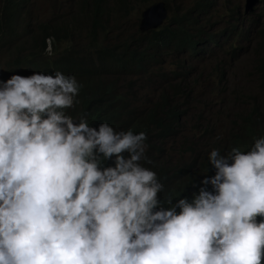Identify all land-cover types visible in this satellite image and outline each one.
I'll return each mask as SVG.
<instances>
[{
	"label": "clouds",
	"instance_id": "1",
	"mask_svg": "<svg viewBox=\"0 0 264 264\" xmlns=\"http://www.w3.org/2000/svg\"><path fill=\"white\" fill-rule=\"evenodd\" d=\"M82 86L60 70L0 79V264H264V135L194 151L179 180L205 153L214 174L166 191L145 131L73 115ZM255 126L251 111L225 140Z\"/></svg>",
	"mask_w": 264,
	"mask_h": 264
},
{
	"label": "rangeland",
	"instance_id": "2",
	"mask_svg": "<svg viewBox=\"0 0 264 264\" xmlns=\"http://www.w3.org/2000/svg\"><path fill=\"white\" fill-rule=\"evenodd\" d=\"M95 1L13 0L10 12L13 22L5 21L0 25V79H6L13 72L25 76L34 71L50 73L57 70L55 63L64 56L72 58L78 52L95 51L96 41L90 35ZM155 1L158 0H107L110 6L104 19L106 30L98 43L114 47L121 40L138 36L142 32L143 12ZM165 1L171 17L197 0ZM8 4V0H0L1 9ZM245 5L246 0H217L212 22L218 37H223L227 28H231L234 18H243L241 28L245 32L254 30L255 37H261L264 1L249 16L245 15ZM50 24L65 30L56 49L52 47L53 38L48 39L46 51L43 37ZM256 48V39L245 40L238 43L231 54L221 50L202 53L197 58L188 53L166 54L143 74L106 73L105 82L109 86L116 85V94L126 105L119 124L129 126L135 118H144L152 106H157L156 113L161 120L170 107L177 106L181 113L178 133L172 139L155 141L153 129L158 125L150 123L146 155L153 153L161 157L171 169H187L194 151L204 152L217 145L223 153L232 145L225 139L230 132L238 130L243 117L251 111L264 116V88L255 67ZM229 50L234 48L229 45ZM164 95L167 98L162 101ZM79 107L80 103L70 109L73 115ZM199 125H209V130H214L224 140L207 139Z\"/></svg>",
	"mask_w": 264,
	"mask_h": 264
},
{
	"label": "trees",
	"instance_id": "3",
	"mask_svg": "<svg viewBox=\"0 0 264 264\" xmlns=\"http://www.w3.org/2000/svg\"><path fill=\"white\" fill-rule=\"evenodd\" d=\"M8 3L3 9L0 8V25L5 21L13 22V18L10 16V12L13 10V0H8ZM216 5L217 0H197L192 6L173 14L162 27L147 33L139 32L138 36L127 39L124 42L121 40L114 47H104L98 43V40L100 35L106 30L104 19L110 5L107 0L95 1L92 5L94 26L90 31V35L96 41V50L87 53L78 52L72 58L64 56L55 63L57 70L81 77L80 83L83 86L78 93L80 107L75 112L85 113L93 126L99 122L107 121L115 129L116 127H131L134 132L143 130L146 132L147 138L150 131L148 128L149 124L152 123L155 126L157 123L158 128L153 129L154 140L162 142L164 139L178 133L177 125L181 116L179 107H170L164 117L159 120L156 113L157 106H152L148 108L144 118H135L129 126H126V124L120 125V119L125 115L126 105L123 102L124 99L116 94V85L109 86L104 80V75L106 73H146L148 66L159 62L160 58L166 54L180 55L188 53L196 58L201 56L202 53L207 55L211 51L216 50L231 54L236 50L238 43L252 39L257 40L255 67L260 84L264 88V31H262L261 37L258 39L255 37L254 30L249 31L247 29L245 32L241 28L244 22L243 18H234V21L230 22L231 28H227L223 37H218L212 22V12ZM64 30V27L50 24L43 37L44 48H48V39L53 38L52 47L56 49ZM69 39H72V37ZM226 44L228 46L227 49L225 48ZM229 45L234 50H229ZM94 62L96 65L93 66ZM73 68H76L77 71ZM166 98L167 96L164 95L162 101ZM259 135H264V129L261 131L260 128L255 126L248 131L247 141L243 142L241 137H237L231 143H233L232 145L240 144L246 150L253 136ZM214 147L218 148L217 145ZM206 156L207 153L202 157V170L193 174L191 179L183 181H180L179 177L186 170L179 168L170 170L167 163H157L160 173L166 178L164 179L160 176L164 182L165 190L167 191L169 188L179 190L184 186V191L181 195L190 197L192 191L195 190L192 182L199 180L206 166L208 171L205 175L214 174V169L207 164ZM106 163H110V161ZM166 170L168 178L174 184H169V179L165 173Z\"/></svg>",
	"mask_w": 264,
	"mask_h": 264
},
{
	"label": "water",
	"instance_id": "4",
	"mask_svg": "<svg viewBox=\"0 0 264 264\" xmlns=\"http://www.w3.org/2000/svg\"><path fill=\"white\" fill-rule=\"evenodd\" d=\"M262 0H247L245 13L249 15L256 10ZM170 15L169 7L165 1H157L148 6L143 13L141 31L150 32L163 26Z\"/></svg>",
	"mask_w": 264,
	"mask_h": 264
},
{
	"label": "bare ground",
	"instance_id": "5",
	"mask_svg": "<svg viewBox=\"0 0 264 264\" xmlns=\"http://www.w3.org/2000/svg\"><path fill=\"white\" fill-rule=\"evenodd\" d=\"M91 2H92V1H91ZM85 25H86V24H85ZM86 27H87V26H86ZM88 27H89V26H88ZM88 27H87V28H88ZM260 129H261V128H260ZM261 131H262V129H261ZM237 140H238V139H237ZM239 142H240V141H239ZM235 143H236V141H235ZM232 144H233V143H232ZM243 144H244V143H243ZM230 146H231V144H230ZM239 146H240V144H239ZM245 148H246V147H245Z\"/></svg>",
	"mask_w": 264,
	"mask_h": 264
}]
</instances>
